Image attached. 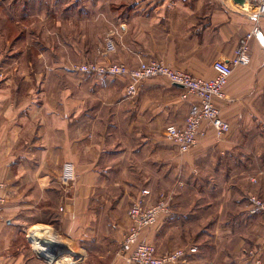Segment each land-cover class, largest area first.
Segmentation results:
<instances>
[{
  "label": "crops",
  "instance_id": "1",
  "mask_svg": "<svg viewBox=\"0 0 264 264\" xmlns=\"http://www.w3.org/2000/svg\"><path fill=\"white\" fill-rule=\"evenodd\" d=\"M255 11L235 0H0V264H45L39 227L79 264H127L121 243L143 190L147 205L169 201L142 233L159 253L196 245L193 264H264V212L249 205L264 200V46L251 39L250 63L228 79L230 131L217 138L205 124L186 153L164 135L197 101L183 87L153 77L129 97L125 78L70 70L157 59L214 78L242 36H264Z\"/></svg>",
  "mask_w": 264,
  "mask_h": 264
},
{
  "label": "built area",
  "instance_id": "2",
  "mask_svg": "<svg viewBox=\"0 0 264 264\" xmlns=\"http://www.w3.org/2000/svg\"><path fill=\"white\" fill-rule=\"evenodd\" d=\"M254 8L255 16H264V0H245ZM257 39L264 46V36L255 26L252 31L242 36L231 60H215L213 69L216 72L214 78H198L188 72L177 70L163 61L148 60L140 61L136 66H129L122 62L99 63L94 61L84 63H73L70 70L78 74H93L98 76H115L126 79V95L133 97L138 92V85L149 78L166 77L175 85L183 87L181 95L183 100L190 96L196 98L188 111L183 126L169 124L166 126L164 135L174 143L181 153H186L192 149L198 139L207 134L204 128L208 124L214 131L217 138L224 137L230 131V124L222 115V102L227 99L225 87L229 77L233 73L234 67L247 65L250 63L251 39ZM74 181L72 164L66 163L61 174V185L66 187ZM5 183L0 181V205L5 203L3 191ZM149 190H143L142 196L137 198L129 209L128 216L130 225L121 243V253L127 264H193V255L198 251L196 245L180 247L175 250L159 253L156 246L142 239V233L148 227L157 222L159 217L171 212L169 201L164 195L152 205H147L145 195ZM250 212L252 214L264 212V200L256 195L249 198ZM31 238H33L31 236ZM50 242L61 244L54 236H50ZM33 246L38 249V253L44 256L45 264H79L76 253L68 246L66 253L57 250L56 253L48 250L41 242L44 239H31ZM47 241V240H46ZM63 245V244H62Z\"/></svg>",
  "mask_w": 264,
  "mask_h": 264
},
{
  "label": "rangeland",
  "instance_id": "3",
  "mask_svg": "<svg viewBox=\"0 0 264 264\" xmlns=\"http://www.w3.org/2000/svg\"><path fill=\"white\" fill-rule=\"evenodd\" d=\"M153 60H157V59H153ZM159 61H161V60H159ZM81 63H84V62H81ZM71 66V65H70ZM170 66V65H169ZM181 71V70H180ZM70 73H71V71H69ZM185 72V71H184ZM73 73V72H72ZM197 77V76H196ZM199 78V77H198ZM226 93V92H225ZM219 103H221V102H219L218 101V105H219ZM166 128V127H165ZM200 139V138H199ZM198 139V140H199ZM71 183V182H70ZM69 183V184H70ZM162 196V195H161ZM170 199H171V197H169ZM129 227V226H128ZM128 229V228H127ZM127 229H126V232H125V234L127 233ZM30 232L32 233H30L31 234V236L33 235V237H34V233H36L37 235H39V236H41L42 234L46 237V236H48V235H51L52 234V236H54L55 238H56V240L57 241H59L61 244H63V245H66L67 246V244L62 240V238L60 237V236H58L56 233H54L53 232V230L51 229H48V228H43V227H39V228H37V229H31L30 230ZM125 236V235H124ZM33 245V244H32ZM178 248H180V247H178ZM175 249H177V248H175ZM175 249H172V250H175Z\"/></svg>",
  "mask_w": 264,
  "mask_h": 264
},
{
  "label": "water",
  "instance_id": "4",
  "mask_svg": "<svg viewBox=\"0 0 264 264\" xmlns=\"http://www.w3.org/2000/svg\"><path fill=\"white\" fill-rule=\"evenodd\" d=\"M237 3H240V4H244L245 3V0H235ZM182 87V86H181ZM41 244L43 246H47L48 247V250L51 251V252H54L56 253L57 250H60L62 253H66L67 252V249L64 245L62 244H57V243H53V242H50V241H42Z\"/></svg>",
  "mask_w": 264,
  "mask_h": 264
},
{
  "label": "bare ground",
  "instance_id": "5",
  "mask_svg": "<svg viewBox=\"0 0 264 264\" xmlns=\"http://www.w3.org/2000/svg\"><path fill=\"white\" fill-rule=\"evenodd\" d=\"M31 234H32V233H31ZM38 236H39V235H38ZM41 236H44V235L42 234ZM41 236H40V237H33V235H32V237L35 238V239H37V240H41V239H43V238L46 239L47 241L51 240V238H50L51 235H48V236H46V237H45V236H44V237H41ZM33 238H32V239H33ZM48 239H49V240H48ZM44 241H45V240H44Z\"/></svg>",
  "mask_w": 264,
  "mask_h": 264
}]
</instances>
